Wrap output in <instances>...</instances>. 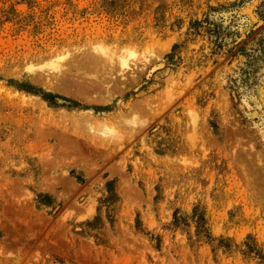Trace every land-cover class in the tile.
I'll return each instance as SVG.
<instances>
[{
  "label": "rangeland",
  "instance_id": "rangeland-1",
  "mask_svg": "<svg viewBox=\"0 0 264 264\" xmlns=\"http://www.w3.org/2000/svg\"><path fill=\"white\" fill-rule=\"evenodd\" d=\"M0 264H264V0H0Z\"/></svg>",
  "mask_w": 264,
  "mask_h": 264
},
{
  "label": "bare ground",
  "instance_id": "bare-ground-1",
  "mask_svg": "<svg viewBox=\"0 0 264 264\" xmlns=\"http://www.w3.org/2000/svg\"><path fill=\"white\" fill-rule=\"evenodd\" d=\"M94 58H95L94 56H93V57L90 56V57L88 58V60H90V61L95 60ZM97 59H99V58L97 57ZM97 59H96V60H97ZM96 60H95V61H96ZM95 61H93V62H95ZM84 62H85V61H84ZM123 63H124V61H123ZM95 85H96V84H95ZM95 85H94V87H95ZM96 86H97V85H96ZM79 87H80V86H79ZM92 87H93V86H91V88H92ZM94 87H93V88H94ZM81 88H82V87H80L79 89H81ZM85 88H86V87H85ZM95 88H96V87H95ZM95 90H97V89H95Z\"/></svg>",
  "mask_w": 264,
  "mask_h": 264
}]
</instances>
